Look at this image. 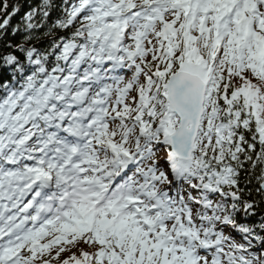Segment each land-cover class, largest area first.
Listing matches in <instances>:
<instances>
[{"label": "snow or ice", "instance_id": "6c2138e0", "mask_svg": "<svg viewBox=\"0 0 264 264\" xmlns=\"http://www.w3.org/2000/svg\"><path fill=\"white\" fill-rule=\"evenodd\" d=\"M0 264H264V0H0Z\"/></svg>", "mask_w": 264, "mask_h": 264}, {"label": "trees", "instance_id": "16d2710c", "mask_svg": "<svg viewBox=\"0 0 264 264\" xmlns=\"http://www.w3.org/2000/svg\"><path fill=\"white\" fill-rule=\"evenodd\" d=\"M10 2H16V0H10ZM21 2H23V0H21ZM19 18H14V22L13 23H19Z\"/></svg>", "mask_w": 264, "mask_h": 264}]
</instances>
